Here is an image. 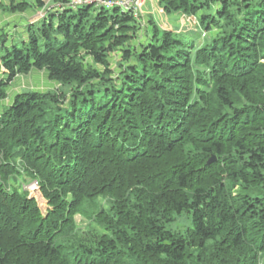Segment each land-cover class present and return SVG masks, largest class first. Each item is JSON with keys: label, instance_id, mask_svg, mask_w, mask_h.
<instances>
[{"label": "trees", "instance_id": "obj_1", "mask_svg": "<svg viewBox=\"0 0 264 264\" xmlns=\"http://www.w3.org/2000/svg\"><path fill=\"white\" fill-rule=\"evenodd\" d=\"M57 2L0 0L44 11L0 28V264H264V0H158L197 48ZM31 71L58 87L8 99Z\"/></svg>", "mask_w": 264, "mask_h": 264}, {"label": "rangeland", "instance_id": "obj_2", "mask_svg": "<svg viewBox=\"0 0 264 264\" xmlns=\"http://www.w3.org/2000/svg\"><path fill=\"white\" fill-rule=\"evenodd\" d=\"M7 1V0H3ZM43 10H28L24 13H14V14H8L4 13L0 10V28L1 26L4 28H11V24L15 22L16 29H22V21H30L35 22L37 19H40L43 14ZM110 12V11H109ZM148 18H151L154 20V22L157 25H160L161 27L165 26L167 28L177 29L179 31H184L187 34H190V36L196 34L198 38L195 39L196 48L202 44L204 39H206L211 32H216L217 29L214 28L212 31H205L203 29H200L196 25V19L191 14H182V13H176L173 15H166L163 11L161 6L158 3V0H144V3L141 7V14L137 18L140 22V26L142 31H145L146 29V22H148ZM194 32V33H193ZM193 37V36H192ZM143 38V37H142ZM115 59V56L113 60ZM58 87V84L55 81L49 80L45 73L43 72H36L31 71L30 73L26 75H19L17 76L14 81L9 86V98L10 99L13 94L17 91L22 90H54ZM1 108V107H0ZM32 184V185H31ZM35 184V185H33ZM31 186H35L34 188H30ZM38 183L37 181H28L23 185V189L28 191V196H31L32 198H35L38 201V204L40 205L42 212H45L46 210V201L43 200V198L40 196V193L37 192ZM76 223L78 226L83 227L87 221L84 217L77 214L74 217ZM185 222L181 219L180 224H184Z\"/></svg>", "mask_w": 264, "mask_h": 264}, {"label": "built area", "instance_id": "obj_3", "mask_svg": "<svg viewBox=\"0 0 264 264\" xmlns=\"http://www.w3.org/2000/svg\"><path fill=\"white\" fill-rule=\"evenodd\" d=\"M64 1L71 7L78 4H93L105 8L119 7L121 11L130 12L136 18L141 14V7L144 3V0H58V6H61Z\"/></svg>", "mask_w": 264, "mask_h": 264}, {"label": "water", "instance_id": "obj_4", "mask_svg": "<svg viewBox=\"0 0 264 264\" xmlns=\"http://www.w3.org/2000/svg\"><path fill=\"white\" fill-rule=\"evenodd\" d=\"M213 157H211V158H209V160L207 161V163H210L211 161H213ZM33 185H35V184H33ZM35 186H31L30 188H34ZM37 189V192H39L40 193V191H39V187H37L36 188ZM40 196L42 197V195H41V193H40ZM29 198H32L31 196H29ZM43 198V197H42ZM43 200H44V198H43ZM38 202V201H37ZM39 205V204H38ZM40 206V205H39ZM41 208V207H40ZM42 210V209H41Z\"/></svg>", "mask_w": 264, "mask_h": 264}, {"label": "crops", "instance_id": "obj_5", "mask_svg": "<svg viewBox=\"0 0 264 264\" xmlns=\"http://www.w3.org/2000/svg\"><path fill=\"white\" fill-rule=\"evenodd\" d=\"M15 26H16V24H15V22H14V23L11 24L10 27H11V28H15Z\"/></svg>", "mask_w": 264, "mask_h": 264}]
</instances>
